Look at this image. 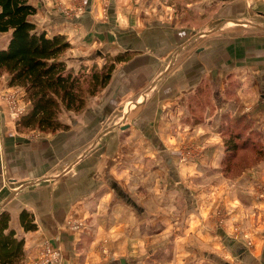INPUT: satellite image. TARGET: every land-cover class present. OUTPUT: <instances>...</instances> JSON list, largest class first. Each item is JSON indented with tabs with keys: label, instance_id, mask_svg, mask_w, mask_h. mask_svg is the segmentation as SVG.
I'll return each mask as SVG.
<instances>
[{
	"label": "crops",
	"instance_id": "1",
	"mask_svg": "<svg viewBox=\"0 0 264 264\" xmlns=\"http://www.w3.org/2000/svg\"><path fill=\"white\" fill-rule=\"evenodd\" d=\"M61 1L85 7L70 17L54 0H30V19L67 35L70 67L125 56L83 110L62 112L66 126L55 132L18 127L10 97L27 111L26 91L0 72V212L25 240L24 264L46 241L60 264H137L154 253L155 237L174 231L207 238L192 244V264H233L222 258L228 237L213 224L210 195L228 182L220 171L226 116L245 114L264 131V0H182L181 8L111 0L106 9L101 0ZM10 35L0 32V48ZM262 168L236 178L242 204L260 201ZM24 210L36 228L24 226ZM72 219L85 226L70 227ZM243 247L238 264H262L264 248Z\"/></svg>",
	"mask_w": 264,
	"mask_h": 264
},
{
	"label": "trees",
	"instance_id": "2",
	"mask_svg": "<svg viewBox=\"0 0 264 264\" xmlns=\"http://www.w3.org/2000/svg\"><path fill=\"white\" fill-rule=\"evenodd\" d=\"M36 11L30 0H0V32L11 30L8 44L0 48V72L9 75L10 85L26 91L29 108L19 115L18 127L55 132L66 126L61 121L62 112L83 110L88 100L109 83L125 54L107 53L102 65L94 63L90 70H75L64 58L71 41L66 34L49 35L39 29L30 19ZM255 122L245 114L228 115L223 120L225 154L221 169L226 174L233 172L229 167L235 163V174L244 172L251 156L255 161L264 159V131ZM10 218L7 210L0 212V264H24L25 240L8 230ZM22 222L28 229L37 226L26 210L22 211Z\"/></svg>",
	"mask_w": 264,
	"mask_h": 264
},
{
	"label": "rangeland",
	"instance_id": "3",
	"mask_svg": "<svg viewBox=\"0 0 264 264\" xmlns=\"http://www.w3.org/2000/svg\"><path fill=\"white\" fill-rule=\"evenodd\" d=\"M101 1L103 3L104 9H106L111 3V0H101ZM166 1L169 3H174L172 1H175V3L180 4L181 7H183L184 4V2L180 3L181 0H166ZM64 3L65 2L61 0H54L55 6L61 8V10L65 12L66 15L67 14L70 15V17H75L85 7L84 5H80V4L69 5ZM93 64L94 63H92L91 66L88 65L87 67L82 66L81 68L84 67L90 70ZM253 157L254 156H251V159L249 158L247 160L248 164L250 165L247 164L248 166H246L244 171H247L252 167L256 168L261 165V172H262L263 170L262 167L264 166L263 165L264 159L255 161L253 160ZM188 159L189 158H182L180 161L186 162L188 161ZM241 162L243 161L241 160ZM237 166L238 164L235 163L234 165H232V167H229V170L233 171L234 174H231L233 172L226 174L225 171L220 170L223 177H225L226 180L228 181L227 185L218 187L210 195L213 198V202H214L211 212V216L214 221L213 224L216 228L222 229L226 233L220 235L222 236L225 235L226 237H228L230 255L229 254L227 256L223 255L222 258L223 260H229V262L233 264H238L239 262L240 247L244 248L243 246H245L248 252L250 250L253 251L256 246H261V248H264V203H263L264 189L263 187H261L260 190L256 192L258 196L257 198H259L260 201L257 199V202L254 205H253V200H250V202L248 201V205L242 204L240 199H242L241 196L243 192L236 190L237 186H239L236 181V178L242 175L244 172H241L240 174H235L237 172L232 168H235ZM259 174L260 173H258V175ZM218 177H219L218 174L217 175L212 174L211 176L208 177V179L215 181V179H217ZM260 177L261 179H264V173ZM223 191H224V196L220 198L218 194H223ZM227 194L229 195L228 198L226 197ZM248 194L251 196L252 199L253 197L252 190L249 191ZM184 225L185 224H175L174 229H176L177 227H181V230H184ZM254 234H261L260 235L261 237L255 239ZM225 236L224 238H226ZM155 238L156 239L151 242L153 245L152 251L154 253L151 255L146 254L145 258L143 259L137 258L138 259L137 264H168V263L192 264V244L195 245L197 241L200 244L204 245V242H206L205 239H207L202 236L199 237L195 234H175V231L171 232L170 234H159ZM104 241L102 242L103 244L105 243ZM137 245L138 244L135 243L133 247H137V249L141 251L142 248L140 249L139 245L138 246ZM178 248L180 249V252L176 256V252ZM101 249L105 252L109 250L107 245H103ZM262 251H259L260 255L263 254ZM242 253H244L243 250ZM228 257L230 259H228ZM210 262L214 264L216 263L222 264V261L220 260L210 259ZM261 263L264 264V255H262L261 257Z\"/></svg>",
	"mask_w": 264,
	"mask_h": 264
},
{
	"label": "built area",
	"instance_id": "4",
	"mask_svg": "<svg viewBox=\"0 0 264 264\" xmlns=\"http://www.w3.org/2000/svg\"><path fill=\"white\" fill-rule=\"evenodd\" d=\"M10 103L12 112L17 116L25 111L18 103L17 98L10 97ZM68 225L72 228L80 229L84 226V222L72 219L68 222ZM29 264H60V250L47 241L43 242L37 256Z\"/></svg>",
	"mask_w": 264,
	"mask_h": 264
},
{
	"label": "water",
	"instance_id": "5",
	"mask_svg": "<svg viewBox=\"0 0 264 264\" xmlns=\"http://www.w3.org/2000/svg\"><path fill=\"white\" fill-rule=\"evenodd\" d=\"M121 263H122V264H127L126 259H125V258H122V259H121Z\"/></svg>",
	"mask_w": 264,
	"mask_h": 264
}]
</instances>
